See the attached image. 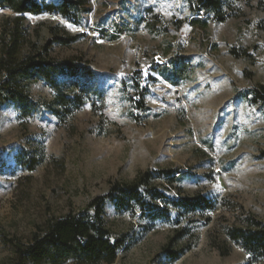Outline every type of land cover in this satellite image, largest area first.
<instances>
[{
    "label": "rangeland",
    "instance_id": "obj_1",
    "mask_svg": "<svg viewBox=\"0 0 264 264\" xmlns=\"http://www.w3.org/2000/svg\"><path fill=\"white\" fill-rule=\"evenodd\" d=\"M239 7L240 17L209 20L206 29L192 24L185 0H90L79 23L27 16L41 42L52 27L79 36L52 54L86 62L92 92L62 118L47 109L53 93L43 83L32 87L42 109L30 119L14 106L0 109V264H14L8 240L25 242L47 218L84 209L114 182L162 169L180 179L158 183L170 199L200 193L216 209L170 207L152 218L108 203L106 225L126 240L114 264H264L261 253L229 239L252 220L264 227V105L251 93L264 86V0ZM8 15L0 10V24ZM176 53L193 67L178 86L159 73ZM138 83L147 90L145 112L134 105ZM30 156L40 160L33 173ZM183 228L175 249L193 248L171 261L162 249Z\"/></svg>",
    "mask_w": 264,
    "mask_h": 264
},
{
    "label": "trees",
    "instance_id": "obj_2",
    "mask_svg": "<svg viewBox=\"0 0 264 264\" xmlns=\"http://www.w3.org/2000/svg\"><path fill=\"white\" fill-rule=\"evenodd\" d=\"M193 15V25L206 29L209 20L225 23L241 16L239 4L251 0H185ZM0 10L9 13L0 24V109L14 106L22 120L30 119L42 109L34 98L32 87L45 84L53 93L48 110L58 118L73 113L84 106L92 92L89 81L93 72L89 65L76 57L54 56L55 47H69L79 36H72L59 27L49 29L50 37L41 42L27 25V16L55 15L73 23L91 12L90 0H60L44 3L39 0H0ZM148 27H151L148 24ZM233 55H238L232 51ZM159 70L166 80L178 86L188 80L193 67L189 57L174 54ZM139 92L134 105L147 111V90L136 84ZM255 102L264 105V86L251 90ZM40 160L27 159L26 171L37 170ZM161 180L174 185L180 179L174 169L146 170L129 183L114 182L108 193L94 198L84 209L64 216L47 218L36 226L27 241L8 240L14 264H114L125 248V237H114L105 222L108 203L118 211H135L141 215L158 218L170 207L187 213L214 211L216 204L203 194L188 196L180 190L170 199ZM254 223V224H252ZM185 228L178 230L162 249L171 261L179 260L192 250V246L175 249V244L186 237ZM241 243L251 254L264 256V227L252 220L246 228H235L229 238ZM226 255V254H222Z\"/></svg>",
    "mask_w": 264,
    "mask_h": 264
}]
</instances>
